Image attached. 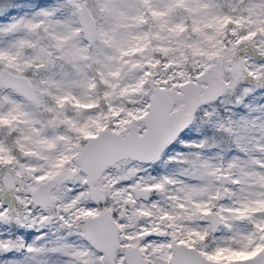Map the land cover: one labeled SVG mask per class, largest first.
Returning <instances> with one entry per match:
<instances>
[{
    "label": "snow or ice",
    "instance_id": "obj_1",
    "mask_svg": "<svg viewBox=\"0 0 264 264\" xmlns=\"http://www.w3.org/2000/svg\"><path fill=\"white\" fill-rule=\"evenodd\" d=\"M0 264H264V0H0Z\"/></svg>",
    "mask_w": 264,
    "mask_h": 264
}]
</instances>
